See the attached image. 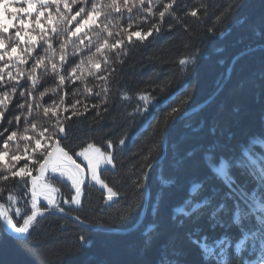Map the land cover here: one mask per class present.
Listing matches in <instances>:
<instances>
[{
    "label": "trees",
    "instance_id": "16d2710c",
    "mask_svg": "<svg viewBox=\"0 0 264 264\" xmlns=\"http://www.w3.org/2000/svg\"><path fill=\"white\" fill-rule=\"evenodd\" d=\"M42 8L34 28L0 31V202L18 227L34 211L30 179L56 141L70 154L110 145L114 168L100 171L116 196L110 204L86 183L79 207L66 206L70 185L48 182L57 209L128 229L170 121L216 90L234 55L264 45V0H49ZM149 188L142 225L125 235L48 216L17 240L0 225V264L264 259V50L239 59L213 101L171 130Z\"/></svg>",
    "mask_w": 264,
    "mask_h": 264
},
{
    "label": "rangeland",
    "instance_id": "374dc122",
    "mask_svg": "<svg viewBox=\"0 0 264 264\" xmlns=\"http://www.w3.org/2000/svg\"><path fill=\"white\" fill-rule=\"evenodd\" d=\"M49 0H0V31L16 29V33H21L31 26L33 15H40L45 9L42 7ZM59 1V0H58ZM35 23V22H34ZM31 28H34L31 26ZM150 33H135L133 39H145ZM22 37V35H19ZM2 38V37H1ZM1 43V42H0ZM107 151L95 145H88L75 154H70L64 150L56 141L44 162L40 165L36 174L29 182L30 206L35 211L41 205L46 209L57 208L60 202L59 191L48 182L49 178L58 179L68 183L73 191L71 204L66 206L79 207L83 197V187L86 183L95 186L105 194V204H110L116 199L115 194L100 179V171L103 169H113L112 148L107 145ZM224 163L220 165L223 169ZM26 174L25 169L17 172L18 176ZM178 211H182L179 209ZM222 240L216 243L220 245ZM206 253H211L214 248H206L202 245ZM242 242L236 245L241 249ZM264 264V259H259L255 263Z\"/></svg>",
    "mask_w": 264,
    "mask_h": 264
},
{
    "label": "water",
    "instance_id": "95a60500",
    "mask_svg": "<svg viewBox=\"0 0 264 264\" xmlns=\"http://www.w3.org/2000/svg\"><path fill=\"white\" fill-rule=\"evenodd\" d=\"M257 50H264V45H257L255 47L243 50L236 55H234L231 60L228 63V66L225 70L224 76L219 83L216 90L204 101L201 103L195 105L194 107L184 111L183 113H180L176 115L168 124L166 129L164 130L162 137H161V143H160V155L157 159H155L146 169L143 183H142V205L141 209L139 211L138 217L134 224L128 228V229H114L109 228L105 226H99V225H92L89 223L84 222L80 218L68 213L67 211L63 209H37L35 211H32L29 213L26 217L23 218L21 223L18 227H12L10 225L9 221V214L6 205L0 202V225L4 233H6L8 236L14 238V239H22L23 235L27 232V230L30 228V226L36 222L37 220L48 217V216H55L62 219H66L76 225H78L81 228L88 229L94 232H102L107 234H115V235H125L132 233L139 229V227L142 225L144 218L146 216L149 202H150V188H149V180L152 172L159 167L163 160L166 157L167 153V146H168V137L171 132V130L181 121L184 119H187L194 115L195 113H198L203 108H205L210 102L213 101V99L220 93V91L223 89L224 85L229 81L230 76L232 74L233 68L237 61L244 57L245 55L255 52Z\"/></svg>",
    "mask_w": 264,
    "mask_h": 264
},
{
    "label": "clouds",
    "instance_id": "9594fccd",
    "mask_svg": "<svg viewBox=\"0 0 264 264\" xmlns=\"http://www.w3.org/2000/svg\"><path fill=\"white\" fill-rule=\"evenodd\" d=\"M133 183H135V182H133ZM142 186H143L142 184L138 185V187H142ZM0 191H2V189H0ZM219 264H230V262H229L228 258L225 257L219 262ZM237 264H238V262H237Z\"/></svg>",
    "mask_w": 264,
    "mask_h": 264
},
{
    "label": "snow or ice",
    "instance_id": "6c2138e0",
    "mask_svg": "<svg viewBox=\"0 0 264 264\" xmlns=\"http://www.w3.org/2000/svg\"><path fill=\"white\" fill-rule=\"evenodd\" d=\"M221 174H223L222 170H221Z\"/></svg>",
    "mask_w": 264,
    "mask_h": 264
},
{
    "label": "bare ground",
    "instance_id": "6f19581e",
    "mask_svg": "<svg viewBox=\"0 0 264 264\" xmlns=\"http://www.w3.org/2000/svg\"><path fill=\"white\" fill-rule=\"evenodd\" d=\"M35 223V222H34ZM13 227V226H12ZM31 227V226H30Z\"/></svg>",
    "mask_w": 264,
    "mask_h": 264
}]
</instances>
